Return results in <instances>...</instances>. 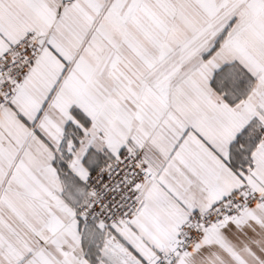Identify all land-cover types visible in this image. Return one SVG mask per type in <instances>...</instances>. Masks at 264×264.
Here are the masks:
<instances>
[{
  "label": "snow or ice",
  "instance_id": "snow-or-ice-1",
  "mask_svg": "<svg viewBox=\"0 0 264 264\" xmlns=\"http://www.w3.org/2000/svg\"><path fill=\"white\" fill-rule=\"evenodd\" d=\"M0 264H264V0H0Z\"/></svg>",
  "mask_w": 264,
  "mask_h": 264
}]
</instances>
